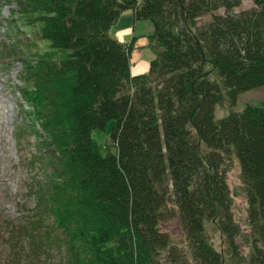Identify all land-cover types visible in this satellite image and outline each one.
<instances>
[{"label": "trees", "instance_id": "trees-1", "mask_svg": "<svg viewBox=\"0 0 264 264\" xmlns=\"http://www.w3.org/2000/svg\"><path fill=\"white\" fill-rule=\"evenodd\" d=\"M243 1L15 2L47 44L20 59L16 91L27 129L47 136L37 148L51 155L47 180L30 186L29 225L14 233L28 248H8L12 264H36L50 244L63 248L53 264H264V102L232 110L264 87V0L237 11ZM125 12L153 27L144 74H131L133 43L114 35ZM222 102L227 115L216 119ZM109 122L113 151L102 154L93 132ZM232 157L248 205L247 258L230 209ZM174 217L185 252L161 229ZM206 222L217 225L220 249Z\"/></svg>", "mask_w": 264, "mask_h": 264}, {"label": "rangeland", "instance_id": "rangeland-1", "mask_svg": "<svg viewBox=\"0 0 264 264\" xmlns=\"http://www.w3.org/2000/svg\"><path fill=\"white\" fill-rule=\"evenodd\" d=\"M15 2L17 0H0V264H12L10 248L23 246L28 248L26 242L28 238L22 235V231L16 235L14 233L20 225H29V218L34 214L32 210H35L34 206L37 204L36 197L33 196L35 186L32 193H30V186L42 184L44 180H47L46 167L51 155L48 152L51 148L48 151L46 148L41 151L37 148V142H44L47 136L38 129V125L36 129L39 130H37L38 134L42 138L39 135L34 136L33 130L27 129L26 126L30 122H26V118L20 111V105L24 104L16 91L22 86L19 80L22 71L20 59L25 60L30 59L31 56L42 55L47 50V44L39 39L36 29L33 25L30 26L25 17L21 16L22 18L18 19L19 13H16L14 8ZM251 7L252 2L245 0L237 11ZM113 31L120 42L133 43L131 74L146 73L149 62L154 57L153 52L148 48L149 37L153 33L151 23L134 21L132 13L125 12L120 16ZM263 102L264 87H261L240 95L232 110L239 112L248 106H259ZM227 112L226 102L218 104L215 110L216 119L225 117ZM112 125L113 122H109L104 130L93 132V138L102 154L113 151L112 146L108 144ZM226 182L231 197L232 217L239 228L236 242L241 255L247 258L251 229L247 220L248 205L240 179V168L235 157H232L229 163ZM44 220L46 224H51L49 218ZM161 229L168 235L173 245L185 252L188 246L187 238L176 217L162 223ZM205 229L208 240L214 248L220 249L222 239L217 225L206 222ZM40 231L42 232V229ZM53 235L54 233L50 236ZM62 250L50 244L42 248L39 255H35V263H56L60 260ZM186 254V257H189V254Z\"/></svg>", "mask_w": 264, "mask_h": 264}, {"label": "bare ground", "instance_id": "bare-ground-1", "mask_svg": "<svg viewBox=\"0 0 264 264\" xmlns=\"http://www.w3.org/2000/svg\"><path fill=\"white\" fill-rule=\"evenodd\" d=\"M14 8H16V5H15V7ZM17 11V8H16V10H15V12Z\"/></svg>", "mask_w": 264, "mask_h": 264}]
</instances>
